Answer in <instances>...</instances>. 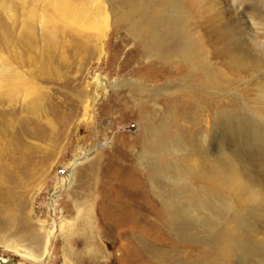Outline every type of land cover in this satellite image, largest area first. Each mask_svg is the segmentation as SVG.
<instances>
[{
  "label": "rangeland",
  "instance_id": "rangeland-1",
  "mask_svg": "<svg viewBox=\"0 0 264 264\" xmlns=\"http://www.w3.org/2000/svg\"><path fill=\"white\" fill-rule=\"evenodd\" d=\"M34 1L6 0V4L16 11L42 5ZM217 1L226 26L237 35L248 58L262 64L253 74L230 71L226 65L225 95L220 94L225 101L214 104L212 112L213 117L216 112L225 115L221 138L222 130L211 120L208 128L202 124L207 117L201 111L198 114L191 92L171 99L172 91L162 89L158 91L161 98L153 102L160 115L170 114L171 119L164 134L168 144L154 140L159 145L156 151L153 141L141 131L143 120H152L149 111L133 106L139 97H131L126 84L140 83V79L163 83L172 72L146 67L148 60L139 58L142 51L139 54L134 42L127 41L129 30L123 27L119 34L112 19L106 34L114 30L118 38L110 33L104 54L98 57L85 58L79 53L74 59L69 49L44 52L41 43L32 52L19 46L13 52L0 47V63L15 65L17 60L31 85L47 97L38 118L23 112L19 102L13 105L16 119L9 118L10 127H0L2 159L10 167L0 199V242L7 247L0 245V260L7 264H156L158 251L174 254L183 246L200 259L199 253L191 252L200 248L182 244L183 233L207 238L233 228L229 219L235 208L225 204L230 191L210 192L190 171L202 172L207 157L233 159L244 181L254 179L247 182L249 190L264 188V96L255 88V79L264 76V0ZM114 2L118 0L109 3ZM0 17H5L2 10ZM5 22L9 23L7 18ZM18 34L6 32L5 37L12 40ZM48 56L49 64L45 63ZM34 58L37 62L31 64ZM196 117L202 123L195 127ZM161 197L165 205L177 209L181 223L187 226L182 234L161 221ZM15 217L27 218L30 226L17 224ZM256 223L260 224L253 228L252 236L264 242V222ZM34 224L44 235L41 248L29 238ZM89 224L97 236L93 240L85 236ZM69 242L87 257L70 258L66 251ZM86 242L91 246L85 249ZM238 263L234 259L228 264Z\"/></svg>",
  "mask_w": 264,
  "mask_h": 264
},
{
  "label": "bare ground",
  "instance_id": "bare-ground-1",
  "mask_svg": "<svg viewBox=\"0 0 264 264\" xmlns=\"http://www.w3.org/2000/svg\"><path fill=\"white\" fill-rule=\"evenodd\" d=\"M34 2H39L42 5L37 7L36 4L30 8L19 6L22 9L16 11L15 6L7 5L6 0H0V10L5 15V17H0V47H3L4 50L13 52L19 46L32 52L33 48L41 43L44 52L45 50L57 52L60 49H69L73 52L74 59H77L79 53L85 58H94L104 54L106 42L110 38L108 35L112 33L113 39L118 38L117 36L121 34V29L124 27L129 30L127 31L129 34L127 41L134 42L133 48L135 51L140 50L139 54L142 51V54L139 55L140 60H148L146 67L158 68L160 72H172L169 80L163 83L140 79V83L128 82L126 84L127 89L131 91L129 93L132 95L131 97H139L138 101L133 102V106L145 107L149 111L148 118L152 120L148 119L149 122H146L142 119L144 122L141 123V131H145L146 137L153 141L152 144L156 146V151H158L159 145L154 140L164 141L166 145L168 144V141L164 139L166 137L164 134L169 126L168 121L171 119L170 114L162 116V113L160 115L157 104L153 102L156 98H161L158 91L170 89L172 91L171 99H176L177 95L183 92H191L192 98L196 100L198 114L201 111L203 118L204 115L207 117L206 120H202L203 123L199 120L200 117L194 118V126H198V123L201 122L208 128L211 126V120L222 130L219 131L222 133L218 136L221 138L225 131L223 130L225 115L222 113L217 115L216 112V116L213 117L212 112L216 108L214 104L220 105L222 101H225L220 94L225 95L226 65L230 71L241 69L242 72H252V74L262 67L260 60L248 58V54L244 52L237 40V35L226 26V21L218 9L217 0H118V3L114 2L113 4L105 2V0H35ZM6 18L10 24L5 22ZM111 19L112 23H115L114 29L120 31L118 35L116 34L118 32L114 30L106 34ZM261 21L264 22V19ZM97 30L98 34H92ZM6 32L13 35L20 34L9 40L5 37ZM121 39L122 37H120ZM110 41L112 42L111 39ZM261 49L263 50V48ZM36 62V58L30 61L31 64ZM50 62L51 59L48 56L45 63L49 64ZM15 65L4 60L0 63V127L7 125L10 127L11 116L16 119L14 104L17 105L21 102L22 111L30 115L31 118H36L44 109V102L47 100V97L31 85L28 74L21 71L23 68L20 67L17 60ZM261 77L255 79V88L259 89V91L257 90L258 94L264 96V92H262L264 76ZM188 83L189 87L186 89L185 86ZM255 88L254 90H256ZM214 97L217 99L215 102L211 101ZM5 104L8 106L7 109H4L3 105ZM194 115L197 113L195 112ZM213 133L215 134V132ZM159 154L156 155L158 158ZM2 157L3 151L0 148V199L4 195V179L8 168H10L7 159H2ZM208 158L204 159L202 172H190L195 173L198 183L206 186L210 192L221 193L226 189L230 191L225 204L226 208L234 205L235 210L229 219V222L234 226L224 232L219 230L217 235L207 238L190 237L183 233L187 226L181 223L180 216L176 214L177 209L171 204L165 205L162 197L158 198L163 211L164 218L162 217L161 221L164 222V226L171 231L177 230L181 234H185L186 236L181 237L182 244L200 248L196 252L193 250L191 252L199 253L201 257L200 259L196 258L195 254L188 251L187 254L183 246L174 254L158 251L156 264H228L234 259L239 261L238 264H264V242H260L252 236L253 228L256 227V224H260L256 222H264V188L249 190L251 187L247 182L251 184L254 179L250 178V181H244L239 176L241 174L235 167L233 159L226 162V159L223 158ZM209 196L208 198H210ZM15 218L17 224L30 226L27 218ZM23 229L25 230V228ZM29 231L31 232L29 238L39 248L43 243L44 235L39 232L35 224ZM85 232V236L90 237V240L97 238L92 225L89 224L85 228ZM236 233L241 235L240 239L237 238ZM69 235H66L67 241H70ZM49 243L48 239L47 245ZM0 245L7 248L2 242ZM90 246V243L86 242L85 249ZM185 247L187 248L186 245ZM66 249L69 257L76 261H79L81 256L87 257L85 254H78L71 242L66 245ZM14 251L18 253L19 249ZM47 255H49L48 250L45 252V256ZM208 255L211 257L208 258ZM22 256L25 255L22 254ZM5 263L7 264L0 260V264Z\"/></svg>",
  "mask_w": 264,
  "mask_h": 264
}]
</instances>
